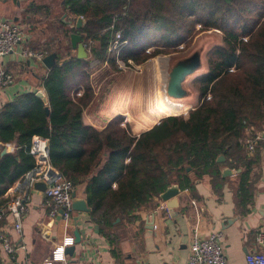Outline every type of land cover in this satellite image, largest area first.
Here are the masks:
<instances>
[{
    "label": "trees",
    "instance_id": "1",
    "mask_svg": "<svg viewBox=\"0 0 264 264\" xmlns=\"http://www.w3.org/2000/svg\"><path fill=\"white\" fill-rule=\"evenodd\" d=\"M62 5L72 22L81 17L84 23L80 28L62 23L63 39L42 48L58 54L42 83L47 101L34 91L22 92L0 107V210L8 188L36 166L29 153L34 136L47 140L53 169L74 187L86 183L91 214L105 224L150 202L172 176L187 188L191 173L218 178L226 163L245 165L237 196L248 203L253 161L245 139L248 130L264 129V0H62ZM208 29L221 31L222 43L208 50L205 73L192 80L198 103L186 115L163 116L138 136L120 116L102 129L83 123V109L94 97L87 81L91 57L112 65L115 56L127 66L141 64ZM117 31L121 48L115 53L109 47ZM73 32L91 45L89 57L70 54ZM150 42L154 48L147 50ZM10 142L15 150L2 154ZM220 155L224 159L217 161Z\"/></svg>",
    "mask_w": 264,
    "mask_h": 264
},
{
    "label": "crops",
    "instance_id": "2",
    "mask_svg": "<svg viewBox=\"0 0 264 264\" xmlns=\"http://www.w3.org/2000/svg\"><path fill=\"white\" fill-rule=\"evenodd\" d=\"M0 19H9L26 28L22 43L12 53L0 57V69L13 75V81L0 90L1 107L17 93L39 90L45 93L42 83L49 69L41 61L23 56V50H38L47 44L54 47L63 39L61 24L74 26L76 19L72 22L68 17L62 0H0ZM70 51L76 55L74 49ZM93 104L94 98L83 109V123L102 129L116 113L110 104L103 110ZM125 123L133 135L153 126L152 123L143 129L133 127L129 119ZM14 146L15 142L7 143V153ZM249 156L253 161L249 172L253 187L250 201L245 205L237 196L245 165L233 168L228 163L220 167L218 178L208 174L198 178L191 173L187 188L180 187L172 176L169 185L180 188L172 206L158 194L130 214L116 216L106 224L104 220L97 221L91 211L72 208L67 218L50 217L43 191L32 189L22 234L13 228L10 215L5 217L2 226L16 251L10 255L0 245V264H42L49 260L52 264H184L192 238H205L211 232L221 233L220 244L227 264H246L245 254L258 248L256 233L264 219V134ZM225 168L231 173L222 175ZM13 186L5 197L12 195ZM85 187L86 183L73 186L72 192L77 198L86 199ZM75 229L79 230L81 241L75 244L72 253L64 251L61 257L51 259L53 250L65 238L74 240Z\"/></svg>",
    "mask_w": 264,
    "mask_h": 264
},
{
    "label": "built area",
    "instance_id": "3",
    "mask_svg": "<svg viewBox=\"0 0 264 264\" xmlns=\"http://www.w3.org/2000/svg\"><path fill=\"white\" fill-rule=\"evenodd\" d=\"M25 36L26 28L23 25L9 19H0V57L12 53L22 43ZM113 39L109 51L118 53L121 48V45L118 44L120 32H115ZM85 46L87 47L86 43ZM22 54L27 58L42 61L48 52L43 49H24ZM12 81L13 75L0 69V90ZM247 134L246 149L249 154H252L257 142L262 139L264 131L248 130ZM29 153L35 158L36 166L27 171L20 180L13 184L14 186L12 185V195L7 196V201L0 210V219L10 215L13 228L18 234H22V221L28 210L30 192L34 189L33 184L37 181L46 183L43 194L50 217L60 215L67 218L71 212L73 185L51 167L48 159L47 140L41 136H34ZM221 237L219 232H211L205 238L194 236L189 244V255L184 264H227L226 254L220 244ZM65 239L53 250L51 259L61 257L67 245L72 244L73 237ZM256 244L258 248L245 254L246 264H264V219L257 229ZM0 245L10 255L16 251V247L11 243L3 226H0ZM51 262L49 260L42 264H52Z\"/></svg>",
    "mask_w": 264,
    "mask_h": 264
},
{
    "label": "rangeland",
    "instance_id": "4",
    "mask_svg": "<svg viewBox=\"0 0 264 264\" xmlns=\"http://www.w3.org/2000/svg\"><path fill=\"white\" fill-rule=\"evenodd\" d=\"M198 28L199 24H196L194 30L196 31ZM192 33L186 38L182 36L183 39L181 38L182 40L179 43L168 47L169 53H159L141 64H132L130 62V65L127 66L124 65L118 56H115V64L112 65L108 60L102 62L91 57L88 61L89 79L87 81L94 91V104L92 106L95 108L100 107L103 110L108 109L110 104V106H113V112L116 113L115 117H122L123 125L129 119L130 125L133 127L136 125L140 129L152 123L154 124L155 121L163 116L186 115L198 103V93L192 86V80L198 75L205 73L208 50L214 45L222 43V33L217 29H208L193 35ZM84 43L87 44L88 47H85L88 51L91 45L85 41ZM148 44L147 50L154 48L151 42ZM196 52L200 54L201 64L189 75L184 84L188 94L181 98H170L178 102L187 103L188 108L184 112L166 114L155 119L156 101L165 95L164 85L170 68ZM70 54L75 55V52L70 51ZM77 87L79 89L75 91L78 95H81L83 87L81 84ZM140 133L134 136H138ZM11 149L9 152H13L15 146ZM117 231L120 236H123L120 230Z\"/></svg>",
    "mask_w": 264,
    "mask_h": 264
},
{
    "label": "water",
    "instance_id": "5",
    "mask_svg": "<svg viewBox=\"0 0 264 264\" xmlns=\"http://www.w3.org/2000/svg\"><path fill=\"white\" fill-rule=\"evenodd\" d=\"M84 23L82 18H77L75 21V27L80 28ZM70 45L72 49L76 51V57L78 59H85L88 57L89 53L86 50L84 40L81 35L77 32L70 34ZM57 53L52 52L46 55L42 59V63L50 69L56 64ZM200 54L199 52L194 53L193 55L185 58L184 60L178 62L176 65L170 68L167 78L164 85V93L168 98H181L185 94H188L187 89L184 84L189 77V75L200 66ZM36 96L41 98L44 102L47 101L46 95L42 90L37 91ZM48 110V108L46 109ZM2 154L7 153V149H2ZM223 155H220L217 158V161L223 160ZM189 170V167L187 168ZM231 171L228 168L223 169L222 175L230 174ZM33 188L37 190L44 191L46 189V183L43 181H37L33 184ZM180 191V188L176 184L169 185L166 189L160 193V198L163 201H167V205L172 206L174 204V196L177 195ZM71 208L77 211L90 212L91 208L88 206L86 199L77 198L75 192H72V203ZM62 213V210L60 211ZM74 240L73 245L67 246L65 248V253L71 254L75 248V244L81 241L80 232L78 229L74 230Z\"/></svg>",
    "mask_w": 264,
    "mask_h": 264
},
{
    "label": "bare ground",
    "instance_id": "6",
    "mask_svg": "<svg viewBox=\"0 0 264 264\" xmlns=\"http://www.w3.org/2000/svg\"><path fill=\"white\" fill-rule=\"evenodd\" d=\"M158 66H160V65H158ZM154 68H156V66H154ZM159 72H157V73H159ZM155 73H156V71H155ZM187 108H188V104L187 103L178 102V101H176L174 99H170V98H168L167 96L164 95L163 98H160L158 101H156L154 117H155V119H157V118H159V117H161L163 115H166V114L184 112Z\"/></svg>",
    "mask_w": 264,
    "mask_h": 264
}]
</instances>
